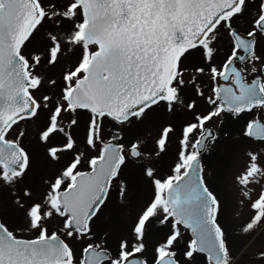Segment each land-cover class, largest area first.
<instances>
[{"label": "snow or ice", "instance_id": "snow-or-ice-1", "mask_svg": "<svg viewBox=\"0 0 264 264\" xmlns=\"http://www.w3.org/2000/svg\"><path fill=\"white\" fill-rule=\"evenodd\" d=\"M262 234L264 0H0V264H264Z\"/></svg>", "mask_w": 264, "mask_h": 264}, {"label": "rangeland", "instance_id": "rangeland-1", "mask_svg": "<svg viewBox=\"0 0 264 264\" xmlns=\"http://www.w3.org/2000/svg\"><path fill=\"white\" fill-rule=\"evenodd\" d=\"M235 211V210H234ZM240 221L239 220H236V221H234V223H236V224H238ZM233 239L235 240V241H237V243H239L240 242V240L242 239L240 236H238V235H233ZM262 242H264V234H262L261 236H259V237H257L256 238V240H254L253 241V247H257V246H259L260 245V243H262Z\"/></svg>", "mask_w": 264, "mask_h": 264}]
</instances>
